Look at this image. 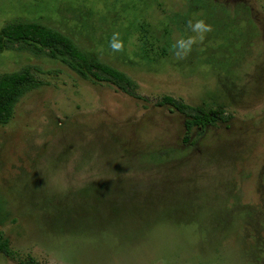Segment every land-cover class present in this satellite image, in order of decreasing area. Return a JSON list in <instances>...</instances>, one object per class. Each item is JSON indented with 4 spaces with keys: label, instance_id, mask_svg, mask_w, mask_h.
Masks as SVG:
<instances>
[{
    "label": "rangeland",
    "instance_id": "374dc122",
    "mask_svg": "<svg viewBox=\"0 0 264 264\" xmlns=\"http://www.w3.org/2000/svg\"><path fill=\"white\" fill-rule=\"evenodd\" d=\"M14 19L69 34L138 95L0 53V73L30 65L42 81L0 125V230L17 257L264 264V0H0V25ZM142 22L170 29L165 56L142 50ZM165 94L230 118L186 147L185 117L157 105ZM0 264L20 263L0 253Z\"/></svg>",
    "mask_w": 264,
    "mask_h": 264
},
{
    "label": "trees",
    "instance_id": "16d2710c",
    "mask_svg": "<svg viewBox=\"0 0 264 264\" xmlns=\"http://www.w3.org/2000/svg\"><path fill=\"white\" fill-rule=\"evenodd\" d=\"M209 2L213 3V0H209ZM207 5V7L212 6ZM175 19L181 21L179 14L175 15ZM133 30L138 32L136 38L142 50L147 54L153 51L154 56H165L166 49L172 46L167 40L170 33V29L167 27H153L147 22H142L138 23V26L134 27ZM9 50L26 51L33 55L46 56L62 63L84 80L92 83L111 84L118 91L138 97L136 93L137 83L130 75L102 60L96 51L81 45L69 34L41 21L14 19L0 25V53ZM41 84L42 81L38 79L30 65L1 72L0 125H5L11 120L19 99L27 92L40 87ZM157 105L168 106L170 110H175L185 117L181 141L184 146L189 148L194 144V140L204 133L206 127L226 123L230 118V115H227L221 106H208L206 108L194 106L166 94L157 100ZM161 152L167 153V150ZM152 154L154 153L150 155ZM157 158L166 157L157 156ZM7 211L4 207L0 208V225L9 217ZM0 253L9 258L17 259L20 264H36L30 257H24V259L17 257L9 246L8 238L4 236L1 230Z\"/></svg>",
    "mask_w": 264,
    "mask_h": 264
},
{
    "label": "clouds",
    "instance_id": "9594fccd",
    "mask_svg": "<svg viewBox=\"0 0 264 264\" xmlns=\"http://www.w3.org/2000/svg\"><path fill=\"white\" fill-rule=\"evenodd\" d=\"M196 27H197V28H201V27H203V30H204V31H207V30H208L207 26H204V25L202 24V22H197Z\"/></svg>",
    "mask_w": 264,
    "mask_h": 264
}]
</instances>
